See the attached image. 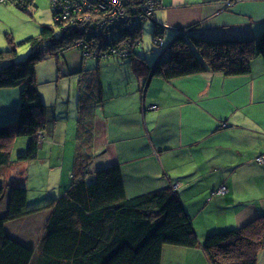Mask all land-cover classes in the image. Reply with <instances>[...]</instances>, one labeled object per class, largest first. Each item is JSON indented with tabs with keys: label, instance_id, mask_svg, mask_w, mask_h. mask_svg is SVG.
Instances as JSON below:
<instances>
[{
	"label": "crops",
	"instance_id": "obj_1",
	"mask_svg": "<svg viewBox=\"0 0 264 264\" xmlns=\"http://www.w3.org/2000/svg\"><path fill=\"white\" fill-rule=\"evenodd\" d=\"M148 22L158 26L167 47L179 31L208 39L257 38L264 31V0H162ZM141 39L142 44L143 34ZM141 53L151 65L164 55ZM105 66L120 70L125 64ZM62 67L67 68L64 62ZM125 69L133 75L119 87L114 80L109 95L102 79L105 100L95 107V159L100 153L105 166L120 164L129 198L179 183L176 190L193 217L199 246H165L162 264H210L202 248L208 234L244 226L264 214V164L257 160L264 157V60L256 56L248 75L205 72L170 81L153 76L148 85L130 66ZM19 109L20 90L0 89V124L15 120ZM58 124L48 117L46 130L55 133ZM42 135L43 150L48 131ZM31 162L12 160L0 168V183L9 187L1 215L11 176L23 177L24 169H16L27 170ZM21 176L17 180L25 183ZM222 186L227 187L224 194L218 193ZM49 212L9 222L8 234L38 247ZM258 264H264V249Z\"/></svg>",
	"mask_w": 264,
	"mask_h": 264
},
{
	"label": "trees",
	"instance_id": "obj_2",
	"mask_svg": "<svg viewBox=\"0 0 264 264\" xmlns=\"http://www.w3.org/2000/svg\"><path fill=\"white\" fill-rule=\"evenodd\" d=\"M31 2L34 0L12 4L27 11ZM131 2L141 5L143 0ZM77 3L79 0H59V6L53 8L54 26L44 25L39 36L21 43L8 36L9 48L0 50V89L20 90L18 117L0 124V168L11 163L14 143L19 137H28L29 143L16 162H30L39 157L38 135L46 130L48 118L38 86L37 65L49 56L59 57L62 50L81 37H94L87 30L91 28L88 24L78 25L72 20ZM63 14L72 21H63ZM100 14L101 11L96 16ZM144 25L136 31L140 43L129 46L128 56L109 52L124 36L113 37L110 46L102 43L100 53L95 56L130 57L131 70L137 77L145 78L144 83L151 74L168 81L205 72L248 75L256 56L264 60V31L257 38L246 39H208L179 31L164 50L166 56L151 65L141 53L143 50H138ZM157 30L156 25V38ZM23 43L31 44L32 51L19 61L17 47ZM96 43L88 50L96 49L99 42ZM81 74L72 183L64 193L31 205L27 186L10 188L6 212L0 214V264H162L165 246L198 247L193 217L173 185L129 198L120 164L90 172V164L96 157L89 155L94 154L95 107L105 100L104 87L99 66L83 69ZM5 188L6 183H0V211ZM44 209L50 212L38 247L25 245L8 234L9 222ZM202 248L210 264H258V253L264 249V214L244 226L208 234Z\"/></svg>",
	"mask_w": 264,
	"mask_h": 264
},
{
	"label": "rangeland",
	"instance_id": "obj_3",
	"mask_svg": "<svg viewBox=\"0 0 264 264\" xmlns=\"http://www.w3.org/2000/svg\"><path fill=\"white\" fill-rule=\"evenodd\" d=\"M0 10V50L9 48L8 36H12L15 43H21L28 38L39 36L44 25H55L51 0H34V2H31L29 5L27 11L19 9L12 3H0ZM93 14L94 13H91V15L78 16V23L76 24H81L84 18H91V20H94L95 17ZM75 20L74 18L73 21L75 22ZM154 29L155 27L151 25V22H145L142 30L143 42L138 47V50L142 49L146 51V53L151 52L157 56V51L159 53L164 52L168 44L166 38H164L163 42L165 46H159L161 35L156 38ZM56 30L58 31V28H56ZM90 40L92 41V39ZM87 42V38L81 37L76 43H81L82 46H77L76 43V45L71 44L67 49L62 50L63 53L59 57L49 56L41 60L37 65L38 86L42 94L43 103L47 106V118L49 117L52 121L56 118L59 124L57 125L55 133L52 129L45 130L46 132L48 131L49 135L46 136L44 149L42 150V147H40L38 159L32 161L27 170L20 167L16 169H24L23 177L26 174L25 172H28L27 179L24 177L25 183L21 179H19V181L17 180L22 173L20 175H10L11 179L9 183L11 181L13 182V184L10 185L11 189L17 185L27 186L29 205L40 199L45 200L44 198L49 195L55 196L64 193L72 183V174L76 163L77 114L79 107V83L82 75L81 71L83 69L86 70L99 66L107 95L110 94L111 88L115 86V83H112L114 80L118 82L119 87L121 83H126L127 79L133 75L131 74L132 72H128L127 69H125V67H128L130 64V57L119 58L115 56L109 59L107 58L109 60L107 61V59H102L103 56L101 55L100 58L102 60L99 63L97 59L100 58L95 56L98 55L99 52L94 54L93 52L87 53L83 50V45ZM136 43V41L129 42L128 48ZM126 48L127 46L125 45L124 49ZM17 50V60L20 61L25 59L32 51V46L28 43L19 44ZM111 53L114 54L113 52ZM163 54L166 56L167 53ZM66 57L70 58V63L67 61ZM63 62L66 64L67 68L62 67ZM112 63L120 65L125 64V66L120 70L107 69L105 65ZM68 69L72 73L68 72ZM72 70H77V73L74 74ZM38 138L39 141L42 140L43 135L39 134ZM28 143V137H19L14 145L11 159L17 160L20 154L25 153L28 148ZM90 153V156L96 155L92 152ZM103 157V155L97 153V158L90 164V172L94 174L98 168L105 166L101 162ZM14 172L15 173H13L12 170L13 174L17 173L15 170ZM15 176H17L16 179ZM179 185V183L173 184V186L177 188ZM6 188L9 187L6 185ZM186 196L187 194H185V197ZM38 214L39 213L33 215Z\"/></svg>",
	"mask_w": 264,
	"mask_h": 264
},
{
	"label": "built area",
	"instance_id": "obj_4",
	"mask_svg": "<svg viewBox=\"0 0 264 264\" xmlns=\"http://www.w3.org/2000/svg\"><path fill=\"white\" fill-rule=\"evenodd\" d=\"M16 1L18 0H0V3H12ZM51 1L53 8L59 6V0ZM161 2L162 0H143L141 5H135L131 2V0H79V3L74 5L76 15L72 18V20L75 18V21L78 22V16L91 15V13H94L93 15L95 17L94 20H91V18H84V20L81 22L88 24L91 28H88L87 30H90V32L94 33V37H96L95 40L93 39L94 37H92V41L90 38H87L88 42L83 45V50H85L87 53H100L102 43L104 45L110 46L113 37L124 36V39L117 43L116 47H111L109 52H113L115 55L121 57L128 56L130 54L128 48L129 42L136 41L137 43H140V39L137 37L138 33H136V31L139 27H141L142 23L154 17V10ZM89 8L94 12H89ZM100 11L102 14L96 16ZM61 19H63V21L66 19L72 21L70 20L69 16L67 17L64 14L62 15ZM126 37H129V39H125ZM159 40V44L162 45V38ZM96 41L99 42V46L91 52L88 50V48L98 44ZM125 45L127 46L126 49H124ZM77 46L82 45L81 43H78ZM257 160L264 164L263 156L257 157ZM173 188L177 189L176 186H173ZM226 192V186H222L218 190V193L221 194Z\"/></svg>",
	"mask_w": 264,
	"mask_h": 264
},
{
	"label": "water",
	"instance_id": "obj_5",
	"mask_svg": "<svg viewBox=\"0 0 264 264\" xmlns=\"http://www.w3.org/2000/svg\"><path fill=\"white\" fill-rule=\"evenodd\" d=\"M152 78H153V75L151 74V75L149 76V78H148V82H147L146 85H148L149 81H150Z\"/></svg>",
	"mask_w": 264,
	"mask_h": 264
},
{
	"label": "clouds",
	"instance_id": "obj_6",
	"mask_svg": "<svg viewBox=\"0 0 264 264\" xmlns=\"http://www.w3.org/2000/svg\"><path fill=\"white\" fill-rule=\"evenodd\" d=\"M154 13H155V12H154ZM153 18H154V17H153ZM149 20H151V19H149ZM147 21H148V20H147ZM145 22H146V21H145ZM145 22H144V23H145ZM160 38H162V37H160ZM175 190H176V189H175Z\"/></svg>",
	"mask_w": 264,
	"mask_h": 264
}]
</instances>
